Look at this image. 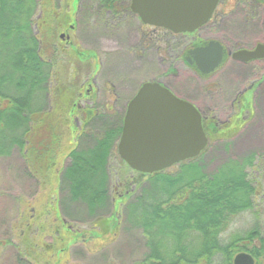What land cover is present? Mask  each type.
<instances>
[{"label": "rangeland", "instance_id": "rangeland-1", "mask_svg": "<svg viewBox=\"0 0 264 264\" xmlns=\"http://www.w3.org/2000/svg\"><path fill=\"white\" fill-rule=\"evenodd\" d=\"M123 1L116 0L113 6L118 8ZM91 2L86 0L83 6L80 5L82 11L75 30H67L66 26L68 23L73 24L76 15L71 7L63 6L60 0H50L55 12H48L49 18L42 26L45 27L44 32L38 27L39 20L45 17L41 11L37 14L34 27L36 35H45L49 31L45 35L49 44L54 40L59 43L56 46L55 88L61 87V91L69 93L79 89L84 82L96 81V90L100 92L99 101L92 110L89 109L95 112H87L84 117L76 115L84 132L90 134L86 136L85 133L83 141L82 138L79 140L80 147L88 149L93 145L96 134H104L111 128L121 126L127 102L134 97L141 83L163 82L185 97H190L189 92L196 89L192 72L175 60L178 43L175 38L161 30L144 26L137 17L133 18L132 29L123 21L116 31H104V27L97 25L100 13H92L88 8L93 4ZM58 14L62 16V19H58L60 22L66 21L65 28L62 25L59 32L56 31V17L52 18ZM84 18L86 22H82ZM90 19L95 22L96 30L90 29ZM250 29L248 26V34L233 29L230 33L232 44L241 39L245 46H252L255 40L262 39L261 35L250 37L257 35H249ZM146 32L151 36H146L148 38L143 41L141 35ZM145 47L147 51H144ZM173 68L178 70L177 76ZM260 68V65L244 68L230 64L225 75L221 76L224 80L222 87L229 93L234 89L231 86L243 82L244 76L248 78L252 69L264 73V69L261 71ZM260 96L255 102L256 114L252 116L249 126L238 135L220 137L221 141L213 142L197 161L210 175L217 173L232 159L251 154H256L258 159L256 167L249 171L250 179L256 185L260 182L259 193L254 199L257 213L249 211L237 216L221 234L223 243L246 237L252 227L264 224V158L259 159L264 156V96ZM68 125L66 135L60 138L62 142L57 143L55 136L54 152H57H50L47 156V172L37 166L38 177L35 181L28 176L29 170L26 169L23 154L0 157V264H135L142 261L149 250L142 230L132 227L127 207L140 193L141 186H150L148 180L139 178L123 164L115 145L110 156L109 200L105 209L98 210L99 219L91 217L89 209L83 204L70 203L69 190L61 180L67 155L76 143H73L74 134L71 135L75 126L71 117ZM128 170L130 173L124 174ZM167 173L177 172L170 170ZM60 174L62 177L59 178ZM130 189L132 192L128 194V201L124 196H127L125 192ZM118 194L123 197L119 198ZM66 226L81 233L72 234ZM74 239L76 244L73 245ZM19 251L22 256H18ZM20 258L25 259L21 261ZM258 262L264 264L263 259H258Z\"/></svg>", "mask_w": 264, "mask_h": 264}, {"label": "trees", "instance_id": "trees-1", "mask_svg": "<svg viewBox=\"0 0 264 264\" xmlns=\"http://www.w3.org/2000/svg\"><path fill=\"white\" fill-rule=\"evenodd\" d=\"M112 1L100 0L104 13H116ZM123 8L130 12V7ZM89 9L98 13L101 8ZM39 11L45 14L38 22L42 28L48 12H55L50 0H0V157L23 154L28 176L34 181L37 166L47 172L46 158L54 152L55 136L58 143L65 135L76 101L73 91L65 93L54 87L59 43L46 41L49 31L36 35ZM52 18L57 32L62 25L65 28L66 21L58 20L62 16ZM89 24L95 29L91 19ZM121 133L122 124L96 134L91 148L68 154L61 183L67 185L70 203L83 204L94 219H99L98 210L105 209L109 200V158ZM255 155L232 159L210 175L197 164H183L182 172L176 174L165 171L148 178L138 174L150 186H141L127 207L128 217L133 228L142 230L149 253L135 264H233L239 253L255 258L263 255L260 229L247 236L249 241L258 238L259 246L253 242L244 246L245 237L228 243L220 237L240 214L257 213L254 199L260 182L256 185L249 173L256 167ZM124 197L129 201L128 195ZM17 253L22 256L21 251Z\"/></svg>", "mask_w": 264, "mask_h": 264}, {"label": "flooded vegetation", "instance_id": "flooded-vegetation-1", "mask_svg": "<svg viewBox=\"0 0 264 264\" xmlns=\"http://www.w3.org/2000/svg\"><path fill=\"white\" fill-rule=\"evenodd\" d=\"M60 1L62 2L63 6L66 5L73 9V13L76 15L77 19L76 18L74 19L73 24L68 23L66 28L67 30H75V27L77 26L78 17L80 16L79 14L82 11L80 5L82 4L83 6L86 0H73L72 3H70V0H60ZM87 1L89 3H92L91 1H93V4L90 6H98L101 8L99 10L100 15L97 16V18L99 21L98 26L104 27L103 30L109 29L110 31H116V29L122 25L123 21L126 24L130 25L132 29L133 26L131 25V23L133 22V18L137 17L139 20V17L136 14L132 13L131 8H130V12L123 8V6L131 7V0H125L123 2H120L116 10V13L114 14L112 11H106L105 14L102 10L104 4H101L100 0H97L98 2H96L95 0H87ZM115 1L116 0L112 2L115 3ZM95 20L96 18L93 19V21ZM82 22H86V18H84ZM144 26L149 28H154L147 25ZM248 26L251 27V29L249 30V35H254V33L257 34L256 36H250V37H257L261 35L262 39L255 40L256 42L252 46H245V44L242 43L243 40L241 39H238L235 42V44H232L230 37V33H232V30L234 29L236 32L238 31L240 33H246ZM154 29L161 30L177 40L178 42L176 44L177 54L175 60L179 63V65L181 64V66H184V68H187L188 71L192 72L194 78V86L196 87V89L189 92L190 97H185L177 93L169 85L163 82H159V81H151V82L160 83L162 86H165L168 90H170L177 98L190 103L192 106H194L197 109V111L200 113L202 117L203 130L208 139V144L206 146V149L210 147L213 142L221 141L222 138L220 137L229 136V135L230 136L238 135L240 134V131L242 129H246L251 123L252 116L256 114L255 113L256 100L260 95H262V97L264 96V73L260 74L261 72L259 70L254 71L252 69V71L249 72L248 78L244 76L242 77L243 82H240L237 86L234 87L231 86V88L234 89H232L229 93L224 89V87H222L224 80H222L223 78L221 76L225 75L226 68L230 64L239 65L244 68L246 67L254 68V66L260 65V67L262 68V69L260 68V70L262 71L264 69V59L242 61L239 60L238 58H235V55L239 52L242 51L253 52L259 45H264V0H219L217 7L212 14L211 19L204 26L200 27L198 30H196L193 33L174 34L165 29H161V28H154ZM146 36L150 37L151 35L150 34L148 35L147 32L141 35L143 41H146V39L148 38ZM210 45H213L215 48H212L203 54L196 53L198 50L208 48ZM218 49H220L222 52V60L219 63L218 67H216L212 72L209 73L203 72L201 68L206 67L211 62V60L215 57ZM147 50L148 48L145 47L144 51ZM173 69H174L173 73H176L177 76L178 70H176L175 68ZM145 83L147 82L141 83L134 97H132L127 102L124 118L126 116L129 103L135 98L138 91ZM96 88H97L96 81L92 80L90 83L84 82L79 89L73 90L74 93L77 94H75L76 101L73 105V110L69 114V119L71 117L75 125L74 129H72L71 131V135L74 134L75 137L73 143L76 142L75 148L72 150L79 149L81 138L83 141L84 134L86 133L84 132L83 127L79 125L76 115L77 116L80 115L81 117H84V115H87V112L88 113L95 112V110L90 111L89 109L92 110L94 108V105L97 104L99 101L98 93L100 92L98 91V89L96 90ZM111 93L112 95L115 96L113 90H111ZM66 128L68 129L69 125ZM122 129H123V123H122ZM85 135L89 136L90 134L86 133ZM118 143L119 141L116 144L117 154H118ZM84 149H87V147H84ZM114 150L115 148H113V151ZM197 161L198 160H188L180 164H177L165 171L167 172L170 170H175L177 173H180L182 172L181 167L183 164L186 165L197 164ZM68 162L69 159L67 155V160H65L66 165L64 164V168L68 166ZM122 162L124 165H127L123 160ZM197 165L201 166L200 164ZM109 166H110V158H109ZM131 172L136 173L137 175L139 174L137 172H134L133 170H131ZM149 176L150 175H147V178ZM60 177H62L61 174L59 175V178ZM131 192L132 191L130 189L125 192V195L131 194ZM118 197L122 198L123 196L118 194ZM57 219L58 218H56V220ZM62 225H64V222H62ZM66 228L67 231L71 232L72 234L77 235L78 233H81V231L73 230L71 227L66 226ZM258 229L261 230L262 236L264 237V224L261 225L257 224L256 226L252 227L251 231L257 232ZM248 234L245 237L246 239H244V241L242 242L243 245L248 246L250 245L251 242H253L254 245L259 246L260 244L258 238L254 239L253 241H249L247 239ZM78 237H82V236H78ZM75 240L76 239H74V241L72 242L73 245L76 244ZM253 259L255 260V263L258 264V260L256 259L264 260V254L259 256L258 258L253 257Z\"/></svg>", "mask_w": 264, "mask_h": 264}, {"label": "water", "instance_id": "water-1", "mask_svg": "<svg viewBox=\"0 0 264 264\" xmlns=\"http://www.w3.org/2000/svg\"><path fill=\"white\" fill-rule=\"evenodd\" d=\"M219 0H131V11L147 26L174 34L193 33L212 17ZM64 38V35L62 36ZM215 48L198 50L203 54ZM242 61L264 59V45L235 55ZM222 60L218 49L203 72H212ZM202 117L190 103L177 98L158 82H147L129 103L123 121L118 154L128 167L143 175L163 172L198 158L206 149ZM233 264H256L251 255L240 253Z\"/></svg>", "mask_w": 264, "mask_h": 264}]
</instances>
